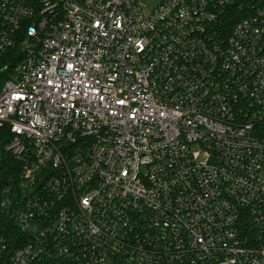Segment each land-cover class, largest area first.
Here are the masks:
<instances>
[{
  "label": "built area",
  "instance_id": "1",
  "mask_svg": "<svg viewBox=\"0 0 264 264\" xmlns=\"http://www.w3.org/2000/svg\"><path fill=\"white\" fill-rule=\"evenodd\" d=\"M7 51L0 264H264V0H0Z\"/></svg>",
  "mask_w": 264,
  "mask_h": 264
},
{
  "label": "trees",
  "instance_id": "2",
  "mask_svg": "<svg viewBox=\"0 0 264 264\" xmlns=\"http://www.w3.org/2000/svg\"><path fill=\"white\" fill-rule=\"evenodd\" d=\"M19 58V55L14 54L11 51H7L3 54H0V85L11 76L13 72V66L16 63V60ZM261 135L264 136V124L259 127ZM1 159V158H0ZM6 163L11 165L14 161L10 158L6 159ZM16 163V162H15ZM5 161L1 159L0 161V175L8 173L5 168ZM12 166V165H11ZM18 167V163H17ZM16 174H13L15 176ZM0 233H2L7 241L8 246L11 250H14L20 245V241H23V234L18 230L16 221L12 215V211L8 209L0 208Z\"/></svg>",
  "mask_w": 264,
  "mask_h": 264
},
{
  "label": "rangeland",
  "instance_id": "3",
  "mask_svg": "<svg viewBox=\"0 0 264 264\" xmlns=\"http://www.w3.org/2000/svg\"><path fill=\"white\" fill-rule=\"evenodd\" d=\"M147 3L151 4L152 2H154V0H145Z\"/></svg>",
  "mask_w": 264,
  "mask_h": 264
}]
</instances>
